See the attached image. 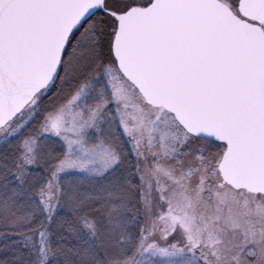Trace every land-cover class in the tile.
<instances>
[{
    "label": "snow or ice",
    "instance_id": "snow-or-ice-1",
    "mask_svg": "<svg viewBox=\"0 0 264 264\" xmlns=\"http://www.w3.org/2000/svg\"><path fill=\"white\" fill-rule=\"evenodd\" d=\"M0 264H264V0H0Z\"/></svg>",
    "mask_w": 264,
    "mask_h": 264
}]
</instances>
